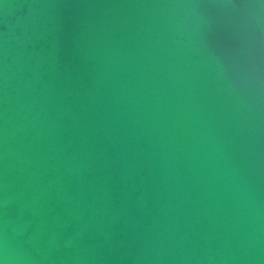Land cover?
<instances>
[{"label": "water", "instance_id": "obj_1", "mask_svg": "<svg viewBox=\"0 0 264 264\" xmlns=\"http://www.w3.org/2000/svg\"><path fill=\"white\" fill-rule=\"evenodd\" d=\"M0 264H264V0H0Z\"/></svg>", "mask_w": 264, "mask_h": 264}]
</instances>
